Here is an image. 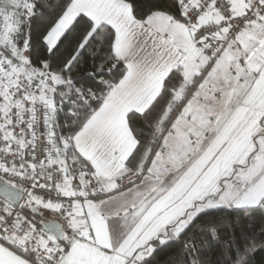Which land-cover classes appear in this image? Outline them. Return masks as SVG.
<instances>
[{"label":"snow or ice","instance_id":"1","mask_svg":"<svg viewBox=\"0 0 264 264\" xmlns=\"http://www.w3.org/2000/svg\"><path fill=\"white\" fill-rule=\"evenodd\" d=\"M0 264H264V0H0Z\"/></svg>","mask_w":264,"mask_h":264}]
</instances>
